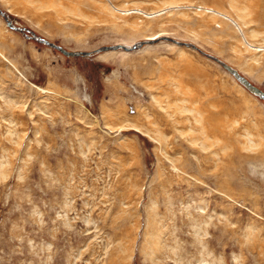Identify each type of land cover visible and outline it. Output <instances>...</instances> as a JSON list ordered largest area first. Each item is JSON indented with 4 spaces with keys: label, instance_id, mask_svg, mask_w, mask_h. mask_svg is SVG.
<instances>
[{
    "label": "rangeland",
    "instance_id": "rangeland-1",
    "mask_svg": "<svg viewBox=\"0 0 264 264\" xmlns=\"http://www.w3.org/2000/svg\"><path fill=\"white\" fill-rule=\"evenodd\" d=\"M0 8L73 51L166 32L264 91V0ZM162 36L67 56L0 15V264H264V101Z\"/></svg>",
    "mask_w": 264,
    "mask_h": 264
},
{
    "label": "water",
    "instance_id": "water-1",
    "mask_svg": "<svg viewBox=\"0 0 264 264\" xmlns=\"http://www.w3.org/2000/svg\"><path fill=\"white\" fill-rule=\"evenodd\" d=\"M0 15L6 21L7 26L22 32L25 35L26 38H28V39H36V40H38V41H40L42 43H46L47 45L58 49L59 51H61L63 54H65L67 56H78V55L87 56V55H91L92 53L98 52V51H101V50H110V49H119V48H121L123 50H126V51H129V50L137 49V48L141 47L143 44L154 43V42H156L158 40V38L151 39V40H141V41L135 42L131 47L130 46H126V45H122V44H115V45L100 46L99 48H97V49H95L93 51H77V50L73 51V50H67V49L63 48L61 45L54 44L53 42L49 41L47 38L37 37L33 31H31L30 29H28L26 27H23L21 25H18L17 27H15L13 25V22H15V21L13 19H9V17L5 13V11H2L1 9H0ZM160 39L171 41L173 43L180 44V45L183 44V45H186V46H190V47L200 51L207 58H209V59L215 61L216 63H218L219 65H221L222 68L225 69L228 72V74L231 75L233 77V79L236 80L247 91H249L250 93H252L255 96H257L259 99L264 101V91L263 90H261L260 88H258L254 84H252L241 73H238V71H236L227 62L223 61L219 57L199 49L195 44H192V43L181 42V41H178L176 39H173V38L167 37V36H162Z\"/></svg>",
    "mask_w": 264,
    "mask_h": 264
},
{
    "label": "bare ground",
    "instance_id": "bare-ground-1",
    "mask_svg": "<svg viewBox=\"0 0 264 264\" xmlns=\"http://www.w3.org/2000/svg\"><path fill=\"white\" fill-rule=\"evenodd\" d=\"M1 9V8H0ZM2 10V9H1ZM3 11V10H2ZM6 13V12H5ZM7 14V13H6ZM8 15V14H7ZM8 17H9V15H8ZM10 19V18H9ZM6 22V21H5ZM13 25L15 26V27H17V25H15V23H13ZM11 28V27H10ZM11 29H13V28H11ZM13 30H15V31H18V30H16V29H13ZM162 34H166V32H160V33H153V34H151V35H149L146 39H144V40H151V39H155V38H158V37H160V36H162ZM37 37H40V38H45V37H42V36H39V35H37V34H35ZM36 40V39H35ZM38 41V40H37ZM50 41V40H49ZM52 42V41H51ZM54 43V42H53ZM45 45H47L46 43H44ZM54 44H56V43H54ZM116 44H120V43H116ZM134 44V43H133ZM132 44V45H133ZM113 45H115V44H113ZM122 45H124V44H122ZM131 45V46H132ZM127 46V45H126ZM130 46V47H131ZM186 47V46H185ZM199 47V46H198ZM121 49V48H120ZM110 50H118V49H110ZM110 50H101V52H104V51H108V52H106V53H103V54H101L100 56H99V59H108V60H114L113 58L114 57H116V56H119L120 54H118L119 52H117L116 53V51H110ZM123 50V49H122ZM126 51V50H125ZM79 56V55H78ZM226 62V61H225ZM230 65V64H229ZM232 68H234L236 71H238L235 67H233L232 65H230ZM238 73H240L239 71H238ZM113 74V73H112ZM116 74V73H115ZM244 76V75H243ZM245 77V76H244ZM248 81H249V79L247 78V77H245ZM256 86V85H255ZM244 89V88H243ZM245 90V89H244ZM262 90V89H261Z\"/></svg>",
    "mask_w": 264,
    "mask_h": 264
}]
</instances>
